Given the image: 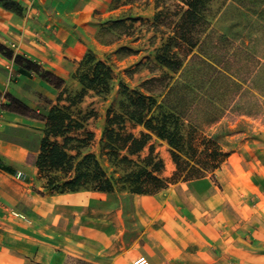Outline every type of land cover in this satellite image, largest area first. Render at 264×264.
Returning a JSON list of instances; mask_svg holds the SVG:
<instances>
[{
	"label": "crops",
	"instance_id": "crops-1",
	"mask_svg": "<svg viewBox=\"0 0 264 264\" xmlns=\"http://www.w3.org/2000/svg\"><path fill=\"white\" fill-rule=\"evenodd\" d=\"M112 1L0 0V256L4 255L9 264H67V258L72 255L80 257L85 264H264V198L257 204L258 213L253 215L258 225L249 224L248 229L244 226L241 230L234 228L235 222L231 219L220 220L216 215L205 217L208 210L204 208L180 207L175 214L180 230L177 238L167 235L166 230L164 233L160 230L162 234L156 238L153 233L147 234L154 230L151 224L154 222L150 220L143 224L146 229H139L138 236L131 241L122 239L126 232L124 228L117 235V243L109 241L105 246L85 243L83 248H78L72 242L65 245L48 230L43 201L32 193V186L38 180V167L34 164L37 151L29 147V136L32 135L37 146L43 135L44 121L15 113L7 105L11 98H17L31 110L41 109L37 92L45 93V89L55 87L30 69L26 61L37 63L42 70L66 80L67 74L77 70L89 50L91 26L97 21L95 10H106ZM253 4L248 8L253 15L250 26L256 28L244 30L246 23L237 19L233 21L231 32L203 35L177 73L169 94L177 89L180 75L203 73L208 64L215 67L217 75L226 73L228 92L235 97L230 109L236 104L237 109L245 111L242 116L260 126L254 137L244 141V144L255 145L254 152L246 145L242 151H224L227 153V171L232 176L240 171L251 177L257 174L261 179L257 187L263 191L264 136L261 134L264 123L258 122L260 119H255L254 113L264 112V1L256 0ZM223 11L226 9L219 16ZM219 40H237L239 54L249 56L251 59L248 60L256 64L253 63L252 69L242 66L236 74L230 72L215 58L222 51L216 49ZM18 56L21 62L17 60ZM189 78L192 77L185 79L189 93L193 92L192 87L203 90L208 81L203 84L201 80V85L196 83L195 86ZM215 80L216 77L210 83ZM204 95H207L205 91L200 97ZM193 105L190 101L188 114L182 115L175 110L183 120L187 117L200 133L208 135L192 120ZM209 137L219 145L223 144L216 137ZM239 160L242 169L237 172L232 166H237ZM256 160V166H248ZM140 196L152 197L138 194L136 198L140 199ZM155 208L156 213L167 216L165 209H158L156 205L152 209L148 207L146 213L154 215ZM84 242L88 243L87 238Z\"/></svg>",
	"mask_w": 264,
	"mask_h": 264
},
{
	"label": "rangeland",
	"instance_id": "rangeland-1",
	"mask_svg": "<svg viewBox=\"0 0 264 264\" xmlns=\"http://www.w3.org/2000/svg\"><path fill=\"white\" fill-rule=\"evenodd\" d=\"M255 1L213 0L209 5L211 10L206 20L196 31L197 38L200 40L203 35L209 32L216 36L222 32H231L233 21L237 19L246 23L244 30L252 31L256 27L250 26V19L253 15L250 14L248 8L255 5L253 4ZM181 6L182 4L180 5L178 0H113L106 10H102V8L95 10L97 21L91 26L88 51L93 53L97 60L105 61L112 67L116 81L108 94L99 96L92 90L88 91L84 101L78 105V109L96 113L88 122V129L96 135L95 142L89 148L90 152L100 154L99 141L102 138L108 110L118 104L121 97V83L127 85L131 91L140 90L147 93L143 88V82L151 79L154 75L172 74L169 69L161 67L155 58L159 54V50L167 45L169 38L174 35L173 30L181 16ZM223 9L226 11H223L219 16ZM243 42L245 43L244 40ZM236 46H239L237 40H219L216 49L222 51H219L215 56L218 62L234 74L242 66L252 69L253 63L256 64V62H252L253 60H248L249 56L239 54L237 50L239 48ZM183 53L184 51H182ZM206 66L207 69L204 68L205 72L203 71V73L180 75L177 89L171 92L167 100L168 104L174 109L176 108L182 115L190 112V101H193L192 120L208 134L194 132L190 127L185 126L192 125L190 120L187 117V120L182 119L185 123L187 140L194 137L197 144L194 147H187L185 149L187 155H182V158L186 162L189 161L186 160L187 158H191L193 161L205 159L208 152L205 151V145L201 143L203 137L208 138L209 135L216 137L220 142L222 141L223 144L220 147L223 151H242L246 145L249 150L254 152L255 145L244 144V141L250 136L254 137L260 126L256 122L250 123L246 116H242L245 111L237 109L236 104L230 109L235 97L228 92L226 73L221 72L217 75L214 66L210 64ZM151 67H153L152 71ZM75 72L67 74L62 90L54 86L53 89H45V93L37 92V97L40 98L38 107L41 109L36 111L38 114L36 118L42 120L54 105L67 104L65 100L59 101V95L62 94V97L66 99L67 95L75 94L82 89L79 80L74 78ZM174 76L177 77L178 74L176 73ZM187 77H192L189 80L195 86L196 83L201 85V80L203 84L206 80L208 81L207 84H204V88L202 87L203 90L198 91L192 87L191 91L193 92L189 93L188 81H185ZM215 77L216 80L210 83ZM203 91L207 93L206 97L205 95L200 97ZM247 114L248 111H246ZM250 114L253 113L250 112ZM254 114L255 119L259 118L258 122L261 121L263 124L264 112L259 114L256 111ZM128 129L135 134H140L143 130L141 126L130 123ZM244 131L247 132V135L244 134ZM261 135L264 136V132ZM34 139L31 140V145L32 149L37 151L39 142L36 146ZM262 144L264 146V140ZM151 151L165 163V168L160 176L169 180L170 183L166 189L153 195H147L152 197L140 196V199L136 198L138 194L134 195L127 191L103 194L91 189L64 194L48 191L44 187L46 182L40 177L38 169V180L32 186V193H36L43 201L46 212L45 223L49 226L48 230L62 239L65 245L72 242L77 244L78 248H83L85 243L89 246H105L109 241L117 243L116 241H119L117 235L124 228L126 232L122 239L131 241L138 236L139 229L144 231L143 224L150 220L154 222L151 223L154 230H149L147 234L153 233L152 236L156 238L166 230L167 235L177 238L176 235H180V230L177 227L175 214L180 207H190L194 210L204 208L205 211L207 209L205 217H215L216 215L220 220L231 219L235 222L232 226L238 230H241V226L248 229L246 227L249 224L258 225L253 215L258 213L257 204L264 198V189L262 191L257 187L261 180L257 174L251 177L244 172H239L242 169L241 160L237 161V166H232V169L236 168L239 172L238 175L232 176L227 171L228 164L223 159L218 171L202 170V166H197L198 173L205 177L186 181L182 177L186 174L187 166L183 163V169L178 168L172 157L171 146L166 141L153 135L141 155L146 156ZM261 160L264 162V158ZM256 162L257 160L254 162L255 164L250 162L248 166L254 167ZM103 164L109 165L105 161ZM260 182L263 183V181ZM155 205L158 206V209H165L167 216L156 213V208L153 211L154 215L146 213L148 207L152 209V206ZM85 238L88 243L84 242ZM0 264H9L4 255L0 256ZM25 264L31 263L26 262ZM67 264L85 263L80 260V257L72 255L69 259L67 258Z\"/></svg>",
	"mask_w": 264,
	"mask_h": 264
},
{
	"label": "trees",
	"instance_id": "trees-1",
	"mask_svg": "<svg viewBox=\"0 0 264 264\" xmlns=\"http://www.w3.org/2000/svg\"><path fill=\"white\" fill-rule=\"evenodd\" d=\"M178 1L182 4L181 16L173 30L174 35L155 58L161 67L169 69L172 74L154 75L143 82L147 93L131 91L121 83L118 104L108 110L99 141V155L89 151L96 135L88 129V122L96 113L78 109V105L84 101L88 91L92 90L99 96L108 94L116 78L112 67L105 61L97 60L90 51L84 55L74 75L82 89L67 95L66 99L62 94L59 95V101L65 100L67 104L54 105L47 116L42 118L43 135L39 139L34 164L39 169L40 177L46 182V190L61 194L91 189L102 194L127 191L134 195H153L166 189L170 182L160 176L165 168L163 160L154 155L153 151L146 156L141 155L153 135L171 146L173 160L179 169H183V163L186 164L187 171L182 177L186 181L205 177L198 173L197 166H202V170L212 171L221 167L227 153L216 141L206 136L201 143L208 152L205 159H198L197 162L187 158L191 163L182 158V155H187V147L197 144L194 137L187 140L184 121L167 101L175 79L174 74L180 71L186 58L201 42L196 31L206 20L213 0ZM17 60L21 62L19 56ZM26 63L44 80L59 90L63 89L64 79L42 70L37 63ZM7 107L15 113L32 117L38 115L17 98H11ZM129 123L139 125L143 130L140 134H135L129 131ZM185 126L199 133L196 127L190 124ZM29 137L31 140L34 138L33 135ZM29 147L32 148V145ZM104 161L109 165L103 164Z\"/></svg>",
	"mask_w": 264,
	"mask_h": 264
}]
</instances>
